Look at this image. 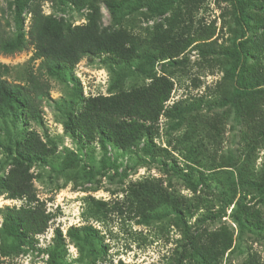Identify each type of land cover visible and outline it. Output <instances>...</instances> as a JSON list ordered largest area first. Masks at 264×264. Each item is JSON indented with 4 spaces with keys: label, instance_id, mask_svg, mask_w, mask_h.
Here are the masks:
<instances>
[{
    "label": "rangeland",
    "instance_id": "1",
    "mask_svg": "<svg viewBox=\"0 0 264 264\" xmlns=\"http://www.w3.org/2000/svg\"><path fill=\"white\" fill-rule=\"evenodd\" d=\"M10 1L0 0V19L13 32ZM98 6L101 24L111 25L104 4ZM41 11L72 26L86 24L89 14L88 8L75 7L70 2L45 1L41 3ZM261 12L254 10L250 15H261ZM30 22L31 17L25 12V33ZM121 28L143 48L151 45L156 34L165 32L191 40L185 51L173 59L180 63L172 67L167 65L168 60L157 61L153 74L165 76L173 83L166 107L180 103H194L196 107L186 115L188 121L176 129L171 128L177 121L175 117H159L154 125L153 142L167 149L169 156L155 154L152 160L142 151L146 139L129 150L110 144L104 150L98 140L87 144L71 138L63 124L68 105L75 101L74 84L80 88L83 99L116 93L110 91V86L119 74L125 76L122 90L147 86L151 79L146 72L136 70V59L124 65L114 64L104 55L86 56L64 79L48 78L51 90L43 103L40 123L25 126L21 120L14 126L9 119L0 121V175L10 169L7 135L14 139L25 128L36 132L52 154L46 163L30 167L29 172L35 176L32 183L36 197L31 205H41L53 216L47 230L36 236L32 250L2 258V264H48V251L53 247L56 229L61 231L65 242L63 264H85L86 259L68 237V231L86 225L98 231V238L106 246V253L98 256L96 264H198L186 249L187 235L197 228L212 234L222 227L232 234V245L216 259V264H264L263 233L253 228L241 232L230 217L235 203L241 200L259 211L264 222V203L255 202L254 191L247 183L239 184L240 172L248 181L261 175L264 146L260 141L252 154L248 152L241 119L253 126L259 124L264 118V98L250 103V107L257 105L256 111L248 110L240 116L229 104L220 105L232 87L225 74L229 67V58L225 55L231 50L232 39L238 36L230 0H179L163 16L150 14L141 5L123 18ZM250 35L261 39V29ZM33 52V47L28 46L21 53L0 54L2 78L8 83L24 85L27 73L39 63L33 58ZM212 122L219 123L217 133L211 127ZM263 125L264 119L261 123L264 129ZM70 153L75 156L76 165L64 168L62 163ZM185 173H192L196 180L203 175L205 180L192 191L183 180ZM147 181L158 185L170 199L180 200L185 225L177 220L166 202L156 209V218L146 222L139 212L132 210L134 191ZM230 196L233 204L226 206ZM23 204V200H9L4 193L0 194V208H19ZM2 220L0 215V228Z\"/></svg>",
    "mask_w": 264,
    "mask_h": 264
},
{
    "label": "trees",
    "instance_id": "2",
    "mask_svg": "<svg viewBox=\"0 0 264 264\" xmlns=\"http://www.w3.org/2000/svg\"><path fill=\"white\" fill-rule=\"evenodd\" d=\"M45 1L59 4L70 2L75 7L88 8L87 23L72 26L61 18L44 15L41 3ZM178 1L11 0L8 8L13 13L14 30L9 32V26L4 25L0 19V54L13 55L32 46L33 58L39 63L36 69L27 73L24 85L8 83L0 74V121L9 119L14 126L21 120L25 126L40 123L42 106L51 90L48 78L64 79V75L72 72L86 56L104 55L114 64L124 65L136 59V70L146 72L151 79L147 86L122 90L120 87L125 76L119 74L110 86V91L116 93L106 97L83 99L80 88L74 84L75 101L68 105L65 112V132L71 138L87 144L98 140L104 150L109 144L120 150H129L142 139H146L147 143L142 147V151L150 155L152 160L155 154L169 156L167 149L160 148L153 142L156 132L154 125L161 115H165L177 119L172 129L179 128L188 121L186 115L196 104L180 103L166 107L165 103L170 98L173 83L165 76L156 77L153 68L157 61L168 60L167 65L172 67L180 63L173 59L185 51L191 40L165 32L163 35L156 34L151 45L138 47L129 34L122 30L121 24L123 18L141 5L145 6L150 14L163 16ZM99 3L106 7L114 26L101 24ZM230 4L238 36L232 39L231 50L225 55L229 58V67L225 74L232 87L226 101L220 105L229 104L240 116L248 110L256 111L257 105L250 107V103L264 98V0H230ZM254 10L263 12L261 15H250ZM25 12L31 17L27 33L23 29ZM258 28L261 29V39L250 35ZM263 119L256 126L241 119L245 128L243 136L248 140L246 145L251 154L259 147L260 141L261 146H264V129L261 126ZM218 124L211 123L215 133ZM7 141L10 169L5 175H0V194L4 193L9 200H23L24 204L19 208H0L3 218L0 228V264L2 258L19 256L32 250L36 236L47 230L53 216L46 213L41 205H31L36 199L32 183L35 176L29 171L31 166L44 164L51 156L46 143L41 141L36 132L27 128L16 134L14 139L7 135ZM62 164L64 168L74 167L76 158L73 153L68 154ZM239 176V184L243 186L247 183L254 191L255 202L264 203V164L259 179L248 181L241 172ZM183 180L192 191H196L205 179L200 175L196 180L192 173H185ZM134 192L135 206L132 210L139 212L143 221L156 218V209L162 202H166L177 220L185 225L180 200L175 197L170 199V195L163 192L158 185L147 181L139 184ZM233 192L236 193L235 189ZM232 204L233 197L230 196L226 206ZM230 217L241 232L245 229L252 231L253 228L263 233L264 237V222L260 219V212L243 201L238 200L235 203ZM68 237L86 259L85 264H96L98 256L106 253V246L98 238V231L90 225L70 229ZM187 238L186 249L190 251V258L198 264H216V259L232 245V234L226 227L212 234L197 228L188 234ZM64 253V238L61 231L56 229L53 247L48 251V264H63Z\"/></svg>",
    "mask_w": 264,
    "mask_h": 264
}]
</instances>
